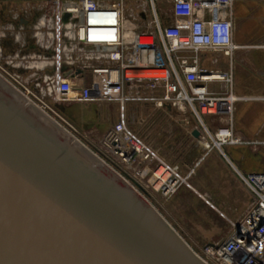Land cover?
I'll return each instance as SVG.
<instances>
[{
	"label": "built area",
	"instance_id": "built-area-1",
	"mask_svg": "<svg viewBox=\"0 0 264 264\" xmlns=\"http://www.w3.org/2000/svg\"><path fill=\"white\" fill-rule=\"evenodd\" d=\"M42 1L46 9L39 22L49 27L51 42H38L45 50L38 60L48 73L31 80V89L25 88L31 101L54 113L51 103L124 105L141 99L159 108L169 103L198 120L197 129L210 138L208 149L222 151L224 145L238 143L259 145L234 135V106L243 98L234 96L231 87L225 92L208 88L209 82L218 80L231 85L232 75L208 71L198 60L200 52L231 55L237 47L232 20L235 0ZM2 53L0 45V59ZM6 62L12 64L13 58L7 56ZM86 73L90 81L78 86L76 80L84 79ZM205 115L226 116V121L211 131L203 121ZM103 145L112 157L129 165L144 163L146 168L137 172L142 178L149 174V166L157 180L168 172L157 190L168 194L178 186L177 168L137 136L124 116L107 131ZM161 167L164 170L157 175ZM240 177L250 191V202L242 216L232 221L226 239L204 247L202 258L207 264H264V170L240 173Z\"/></svg>",
	"mask_w": 264,
	"mask_h": 264
},
{
	"label": "water",
	"instance_id": "water-1",
	"mask_svg": "<svg viewBox=\"0 0 264 264\" xmlns=\"http://www.w3.org/2000/svg\"><path fill=\"white\" fill-rule=\"evenodd\" d=\"M26 101L0 76V264H207L121 176Z\"/></svg>",
	"mask_w": 264,
	"mask_h": 264
},
{
	"label": "crops",
	"instance_id": "crops-1",
	"mask_svg": "<svg viewBox=\"0 0 264 264\" xmlns=\"http://www.w3.org/2000/svg\"><path fill=\"white\" fill-rule=\"evenodd\" d=\"M45 9L42 0H0V45L3 48L0 69L4 74H7L6 69L18 79L35 81L48 73L40 67L42 63L38 60L45 51L38 42H51L47 33L49 27L39 22ZM170 20L173 21V17ZM232 20L233 42L237 45L233 53L200 52L199 65L208 71L232 75L231 85L218 80L209 82L208 88L214 92H225L231 87L234 96L243 98L237 100L234 106V135L243 141H258L259 145L227 144L220 154H216V150L205 146L209 140L203 132L198 138L193 135L199 124L195 119L191 120L187 112L173 107L171 110L165 107V111L170 114L173 127H181L185 131L181 137L189 145L185 162L191 161L196 165L206 158L211 160L209 166L214 175L211 182L204 185L206 195L219 204H236L234 208L229 207V212L234 214L240 208L238 219L245 212L251 198L240 173L264 170V0H235ZM7 56L13 58L11 65L6 62ZM90 77V73H86L84 79L76 80V84L86 85ZM103 103L71 102L66 105H78L80 111L85 113L89 107ZM203 121L211 131H215L225 123L226 116L205 115ZM171 145L174 147L175 144ZM159 149L163 155L171 158L168 150ZM217 158L225 168L219 174L214 170L219 162ZM174 165L179 168L180 163Z\"/></svg>",
	"mask_w": 264,
	"mask_h": 264
},
{
	"label": "rangeland",
	"instance_id": "rangeland-1",
	"mask_svg": "<svg viewBox=\"0 0 264 264\" xmlns=\"http://www.w3.org/2000/svg\"><path fill=\"white\" fill-rule=\"evenodd\" d=\"M11 75H13L12 72ZM0 76L27 98L23 104L24 107L32 103L38 109L40 108L73 137L69 141L71 144L77 140L121 176L165 217L187 244L201 255V258L206 256L204 247L208 243L222 241L229 236L232 221L240 215L241 209L230 214L229 207L236 204H219L206 195L204 185L211 182V177L214 175L209 166L211 160L206 158L196 165L191 161L190 163L185 162V153L189 148L188 141H183L181 138L185 131L181 127H173L172 118L165 108H159L154 102L141 99L128 100L124 105L117 102H104L101 105L89 107L85 113L83 110L80 111L81 108L78 105H71L67 114L76 115L69 118L68 115H62L52 103L50 106L57 114L51 109H44L38 105V101L28 99L25 88L31 89L32 84L21 79H14L4 74L1 69ZM58 114L63 119L59 118ZM121 116L125 117L129 128L149 144L170 166L175 167L176 162L180 163L179 168L176 167L180 181L174 191L165 194L164 191L155 189L154 175L150 171V166L149 174L142 178L137 175V172L145 166L144 163L136 162V164L129 165L112 157L106 151L103 145L104 136ZM190 118L193 121L195 119L192 116ZM195 122L198 123V120L195 119ZM206 137L210 141L207 134ZM172 143L175 144L174 147ZM159 148L168 150L172 155L171 158L163 155ZM213 150H216V154H220L218 148L214 147ZM216 161L219 162L216 163L214 170L219 174L225 168L220 163V159L217 158ZM156 164L157 161L154 166Z\"/></svg>",
	"mask_w": 264,
	"mask_h": 264
},
{
	"label": "flooded vegetation",
	"instance_id": "flooded-vegetation-1",
	"mask_svg": "<svg viewBox=\"0 0 264 264\" xmlns=\"http://www.w3.org/2000/svg\"><path fill=\"white\" fill-rule=\"evenodd\" d=\"M26 82H28V83L31 84V80H26ZM55 107L59 110V112H60L62 115L67 116V115H68V114H67V110L69 109V107H71V105L68 106V105H66V104L61 103V104H57ZM69 115H70V114H69ZM69 115H68V116H69ZM73 115H76V114L72 113L71 116H69V118H73ZM58 116H59V118H62V119H63V117H62L61 115L58 114ZM73 120H74V119H73ZM84 126H85V125H84Z\"/></svg>",
	"mask_w": 264,
	"mask_h": 264
},
{
	"label": "bare ground",
	"instance_id": "bare-ground-1",
	"mask_svg": "<svg viewBox=\"0 0 264 264\" xmlns=\"http://www.w3.org/2000/svg\"><path fill=\"white\" fill-rule=\"evenodd\" d=\"M29 101V100H28ZM40 109V108H39ZM204 141H206V140H204ZM206 147H208V145L206 144L205 145ZM199 150V149H198ZM163 170H164V168H160L159 169V171L157 172V175L158 174H161L162 172H163ZM168 175H169V173L168 172H166L165 173V175L164 176H162V179H159V180H157V178H153V181H154V187H155V189H160L161 187H162V181H163V179H165L166 177H168ZM152 179V178H151Z\"/></svg>",
	"mask_w": 264,
	"mask_h": 264
}]
</instances>
